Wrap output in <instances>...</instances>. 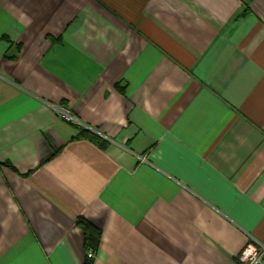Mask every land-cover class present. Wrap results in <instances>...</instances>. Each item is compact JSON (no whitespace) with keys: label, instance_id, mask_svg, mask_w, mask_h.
Wrapping results in <instances>:
<instances>
[{"label":"crops","instance_id":"0c3cea01","mask_svg":"<svg viewBox=\"0 0 264 264\" xmlns=\"http://www.w3.org/2000/svg\"><path fill=\"white\" fill-rule=\"evenodd\" d=\"M249 239L264 0H0V264H237Z\"/></svg>","mask_w":264,"mask_h":264},{"label":"built area","instance_id":"2783aa9c","mask_svg":"<svg viewBox=\"0 0 264 264\" xmlns=\"http://www.w3.org/2000/svg\"><path fill=\"white\" fill-rule=\"evenodd\" d=\"M57 113L60 118L69 124H78L77 118L65 107H58ZM88 258H92L93 254L89 252ZM237 264H264V242H257L249 239L243 249L236 257Z\"/></svg>","mask_w":264,"mask_h":264},{"label":"trees","instance_id":"16d2710c","mask_svg":"<svg viewBox=\"0 0 264 264\" xmlns=\"http://www.w3.org/2000/svg\"><path fill=\"white\" fill-rule=\"evenodd\" d=\"M74 125V124H73ZM78 130V137L79 138H85L90 140L93 143L102 144V141H100L96 136H94L92 133L87 131L86 129H83L82 127L78 125H74ZM103 147V144H102ZM76 225L79 226L82 231L84 232L85 236V250L86 251H93L100 240V230L93 227L91 224H89L86 220L82 218H78L76 220ZM93 249V250H92ZM83 264H92V259L88 258L87 255L85 256L84 263Z\"/></svg>","mask_w":264,"mask_h":264}]
</instances>
